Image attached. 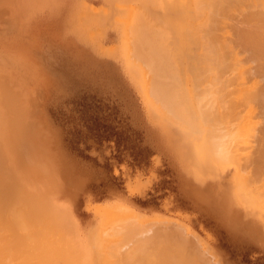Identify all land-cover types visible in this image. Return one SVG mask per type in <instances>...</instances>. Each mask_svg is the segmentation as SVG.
<instances>
[{
    "label": "rangeland",
    "instance_id": "374dc122",
    "mask_svg": "<svg viewBox=\"0 0 264 264\" xmlns=\"http://www.w3.org/2000/svg\"><path fill=\"white\" fill-rule=\"evenodd\" d=\"M135 1L0 0V123L3 125L2 132L7 134L5 139L9 137L6 139L9 141L5 142L9 150L8 160L12 159L8 161V165L13 168L7 165V169V166L2 164L7 158L3 157L4 155L2 157L5 159L1 158L0 163L6 166V172L12 169L11 172L20 173L23 180L16 174L18 178L15 179L24 181L23 186L26 185L29 192L33 190L39 194L42 202L45 199L43 204L51 206L49 211L46 207V213L43 211L45 215L50 211V214H56L57 211L63 220H67L66 226H70L68 235L72 234L70 231L73 229L72 232L75 233L72 237L76 235L75 239H78L77 242L73 241L78 246L71 244L70 248L73 247L76 253H79V259L84 254V259H81L86 262L82 261L83 264H99L96 259L100 257V253L102 256L106 255L105 258L101 257L104 260L101 259L100 263L105 264L108 252L104 250L103 254L101 249L106 245V237L108 236V240L112 237L111 240L119 244V238L122 242L128 236L124 234L121 241L122 233L119 234H122L121 237L118 235V240L117 236L116 240L113 238L112 233L106 237L103 235V238L100 235L105 225L108 229L107 223L112 224V221L105 220V215L112 208L116 210L114 212L117 218L115 214L112 215L116 220L119 211L124 213L121 214L123 217L126 211L129 210L130 214L132 212L134 217L126 215L133 221L130 219V223L126 220L128 223L120 224L125 225V228L128 224V228H132L130 233L134 231L135 234L129 237L136 235L138 241L141 238L143 241L153 239L154 242L149 240L146 244L157 243V238L162 236L163 232L171 233L172 237L176 232L181 233L186 242L183 248L186 245L188 252L197 250L196 254L200 258L202 256L205 264H264V212L261 211L260 205L257 207V201L252 195L244 189L238 193L243 187L234 185L238 182L242 186L239 175L244 174V160L241 162L242 166L240 165L243 172L239 170L238 173L240 168L237 167L240 163L236 166L231 163L234 166H230L224 164L228 163V160H223V164H220L217 160L208 161L199 157L195 147L198 145L196 135L193 140L185 137L145 95L143 82L141 83L143 78L140 80L142 76L139 70H136L137 66L132 64L134 61L129 53L130 48L124 45L120 38L123 31L128 33L124 21L126 24L125 19L130 15L129 6L131 10L133 6L137 10L142 8L140 13L159 18L157 22L163 27L162 16L173 12L168 6L172 0ZM122 2L125 4L126 13L124 10V13L118 10L120 14H117L115 5H123ZM131 15H134V12ZM149 16L146 18H150ZM115 17L119 23L114 20ZM132 18L130 17V20ZM136 19H133V22L137 23ZM120 20H124L122 24L125 30H120ZM149 20L152 18L148 19V22ZM153 20L149 23L156 22ZM140 23L142 24L143 20ZM159 24L154 26L159 28ZM146 25L143 23L145 28ZM125 34L123 39L127 43ZM124 49L132 59L131 62V59H126ZM131 64L136 67V73ZM136 74L140 78L136 77ZM187 85L189 84L184 82V86ZM15 126L18 127L16 133L12 131ZM19 138L24 141L18 142ZM252 144L254 145V142ZM247 152L240 151V155ZM236 173L237 180L234 176ZM239 197L241 200L244 198V202L240 201ZM35 205H39L38 201ZM262 210L264 211L263 208ZM52 215H49V218ZM53 217L52 223L55 220L54 224H60L63 230L66 226H62V219ZM121 217L119 221L126 219ZM102 218L104 226H100L103 225ZM114 219H111L113 223L116 221ZM99 226L102 228L98 238L104 239V246L100 249L101 244L96 247V243L90 241ZM110 226L111 231L108 230L112 232L115 227L113 224ZM122 227L119 226L120 229ZM151 233L157 235L153 238ZM168 238L171 239L170 236ZM177 238L182 240L179 236ZM71 240L68 242L71 243ZM95 240L97 241L96 237ZM181 240L180 244L183 243ZM138 241H131L130 244L129 240L120 243L119 250L124 245L126 249V243L131 247L132 244L139 243ZM143 241H140L141 244ZM146 246L150 248V244L141 247L144 249L143 254L137 251L142 254V258L149 260L146 253L151 255L150 252L155 249L149 250L148 253ZM130 247L128 246L129 249ZM76 249H81V252ZM111 249L112 247H109L108 251ZM94 250L99 251L97 258ZM129 251L132 254L133 250ZM178 251L182 252L180 249ZM115 252L114 255H109L115 257L119 251L116 255ZM90 254L94 255L91 257ZM123 256L121 260L125 258ZM132 256L131 261L134 259ZM151 257L152 255L150 259L153 258ZM78 258L76 262L79 261ZM139 258L142 259L140 256ZM160 259L162 261V257ZM130 260H124L123 264ZM153 261H156L155 258ZM25 262L26 260L22 261ZM134 262L138 263V260L135 259ZM200 262L199 264H202ZM197 263L198 260L195 264Z\"/></svg>",
    "mask_w": 264,
    "mask_h": 264
},
{
    "label": "bare ground",
    "instance_id": "6f19581e",
    "mask_svg": "<svg viewBox=\"0 0 264 264\" xmlns=\"http://www.w3.org/2000/svg\"><path fill=\"white\" fill-rule=\"evenodd\" d=\"M146 1L148 2V0ZM135 2H137V0ZM168 4L170 10H173V12L171 14L162 16L163 21L160 22L162 23L163 27L157 22L159 18L157 19L155 18V16L153 18L148 15L150 17L148 19H154L153 22L156 21L154 23H157V25L159 24V28L161 30H158L159 28H157V25L154 26L155 24L153 22V24L149 23L152 20H149L148 22V19L146 18L148 16H146L144 12L140 13V11H143V9L141 8V10L139 8V10H137L133 6V3L132 6L134 8L132 7V10L131 6H129L128 4L130 8V12L128 13H130V15L128 17V13L126 15V17L128 18L125 19L127 22V26L124 20H120L121 24L123 23L122 21H124V26L128 30V33L126 32L127 34L123 33V31V35L121 34L120 38L123 40V44L128 45L130 48L129 50V48H125L124 46L125 49L131 51L128 52L131 53L130 56L133 58L134 62H132V64L134 63V65L137 66L136 70H139L140 76H142L140 80H142L143 78V81H141V83L143 82L142 84L144 93L149 98V101H152L151 103L154 104V107L158 109L159 112H161V114L165 116L166 119H168V121H171L173 124H175L179 128L178 130H181L182 134L185 137H187L188 139H192L193 136L196 135L198 147L195 145L194 146L196 147V151L199 157L208 161L217 160V162H219L220 164H223V160H228V163L224 162V164H230V166H236L240 163L237 167L240 168L238 169V173L239 170H242L240 172H243V167H246L244 169V174L239 175L242 186L241 184H238V182H236L237 184L234 185H240V187H243L242 189L239 187L240 189L238 190V193L240 190L244 189L246 193L252 195L255 201H257V207H259L258 205H260V208L262 207L264 209V0H172ZM116 5L115 10L117 9V14L120 10H126L124 6L125 4ZM138 6L141 7V5ZM122 11L120 12L122 13ZM132 12H134V15H131ZM122 16H124V14ZM130 17H133L131 19L132 21L130 20ZM137 17L138 19H136ZM133 19L138 20L137 23L133 22ZM141 19L143 20V23H145V25L147 23L146 28L145 26H143V23H140L142 22ZM114 20L117 21L118 19L115 17ZM117 22L119 23V20ZM120 26H122L120 27L121 30V28H123V24ZM156 31L158 33H156ZM124 34L127 35V43L125 42L126 40L123 39ZM166 49L168 50V52ZM127 50H125L124 53ZM125 56L127 57V60L131 59L126 53ZM131 61L132 59L130 60V62ZM133 67L134 66L132 65V68ZM135 68L136 67H134L133 69L134 72L136 71ZM135 76L137 77L138 75L136 74ZM184 82L189 85L185 87ZM2 129L3 125L1 126L0 123V159L2 158V160H4L6 157L7 158L6 162H4L5 160H0V162L2 161L3 163H1L7 166L12 159H9L10 161L8 160L9 150L7 149L5 141H9V139L6 140L9 137L5 139L4 136H7V134L4 135ZM17 130L18 127L15 126L12 131L16 133ZM20 141L24 140H20L19 138L18 142ZM253 142L254 145L252 144ZM249 149H251L252 152L249 151ZM245 150H247L248 152ZM240 151L247 153L240 155ZM22 154L24 155L25 153L22 152ZM2 156L5 158H3ZM242 160H244L245 164L247 162L246 166ZM241 162H243L244 166H242ZM1 163L0 166H2ZM231 163L234 165H231ZM10 164L12 165V162ZM6 166L0 167V264H80L83 261L82 259H84L82 258L84 254L81 256L82 259L80 258V261V259L77 257L79 253L77 254L73 247L72 249L74 250L70 248L71 244H73L72 246L76 244L73 241H76L78 239H75L77 238L75 237L76 235L74 236V238L72 237V235H74L75 233L72 232L73 229L70 231V233L72 234L68 235L70 226L67 224V228V220H63L62 216H60V213H57L56 210V214L55 212H52V215V213L50 214V211L48 212V215H45L47 209L49 211L51 209V206L49 204H46L45 206V199L43 200V204V202L40 200L41 196L31 190L34 193H32V195L30 193L31 191L29 192V189L26 187V185H24V189L22 183L24 181H20L23 180L22 175L20 173L16 174L14 173V171L11 172V168L13 167L10 165L8 166L11 167V170L6 172ZM8 166L7 169H9ZM230 166L228 165V167ZM228 167L226 168V170H228ZM2 169H4L5 171ZM238 173L234 175L236 180ZM15 174L17 176H20V178L22 179H15L18 178ZM17 180L20 181L22 185ZM230 181L231 180H229V182ZM25 184L27 183L25 182ZM21 186L23 189L21 188ZM236 186L235 188H237ZM242 193L244 192L242 191ZM244 194H242V196ZM36 196H38V198ZM35 199H39L37 200L39 203V205H37L38 207L35 205L37 204V201ZM254 199L252 200L254 201ZM243 200L245 199L243 198ZM243 200H241L240 198V201L244 202ZM26 204L34 205V207L28 205V208L26 207V209L25 207H23L26 206ZM20 205H22V208H20ZM118 208L120 209L121 207ZM262 208L261 211L264 212ZM112 209L110 212L108 211L106 215L104 214L107 218L105 216L104 217L105 220L108 219V221H112L113 227H115L116 231L115 229H113L112 232H110V225L112 224H108L107 221L106 223L110 226H108V229H110V231L105 225L104 229L102 230L103 233L100 231V234L99 230L102 228L100 226H104L105 224L103 222L104 218H102V222H100L103 225L99 224L100 226L96 227V229L99 228L96 230L98 232L94 230L96 233L94 232V237L90 238V241H92L91 243H96V247L101 244V246H99V249L101 247L103 248V242L107 241L104 242V244L106 243L107 246L105 245L104 248L101 249V251L102 253L104 250L108 252L106 257V259L108 260L105 259V261L110 262L109 264H113L115 260L118 261V257H120V262H114V264H123L124 260L129 261L132 255V258H134L132 260L133 262L130 260V262L126 264H139L142 261L143 262L141 264H148L147 262H149L150 264H195L197 260V264H199L200 261L202 262V264L204 263V261H202V256L200 258L199 255L196 254L197 250L193 251L191 249L192 251L188 252V248L185 247L186 245L184 246V248L187 249L185 250L183 248V245L186 242L182 238V235H180L181 233L179 234L175 232L176 230L174 231L175 233L173 232L174 234L172 233L173 236L176 234L174 237L179 236V238H182V240H178L177 237L174 239V237L171 236V233L165 234V232H163L162 230V236H158L162 239L159 240V238L156 237L159 242L158 240L156 241L160 245H158L157 243L152 244L151 242L149 243L150 248L149 246H146L145 248L148 250L146 251L148 253L151 250L155 249V253L153 251L150 252L153 258L151 257L152 259H150L151 255H147V253L146 258H148L149 260L142 258L141 255L143 254L142 251L144 249L142 250L141 247L144 248L143 246L149 245L145 242H148L149 240L153 241V239L143 241L141 240L143 238H141L138 241V238L135 237L136 235H133V237H135V240H133V237H129L130 235L132 236V234H135L133 233L134 231L130 233V229L132 228H128V224H126V227L129 229L128 230L124 227L125 225H122L123 222L128 223L132 220L130 216H128L130 217L128 218L126 215H131L132 212L130 214L129 210H124L126 211V217H123L122 215H124V213H120V211L118 210L119 215L122 214V217L118 215V219L119 217H121L126 218L124 219L125 221L129 220L128 222H125L124 220L119 221L118 219H114V216L112 217V215L115 214V209ZM44 210L45 213L43 212ZM49 215H52L50 216L51 218H49ZM57 215L60 217H58ZM52 217L54 219H62L63 221L60 220L62 226H64V224L66 226L63 227V230H68H65L66 232L63 231L62 228H60V224H57V226L59 225L57 227L54 224L56 223L55 220L52 223ZM111 217L116 220L114 221L115 223H113ZM48 219H50L51 222L48 221ZM64 219L66 218L64 217ZM57 222L59 221L57 220ZM120 225L123 226L122 229L119 228ZM131 227L133 226L131 225ZM104 230L109 231V233ZM111 233L114 234V236L111 235L114 239L117 236V240L118 235L122 233V237L121 235H119V237L122 238L121 241L123 240L125 235L128 236H126L124 238V241L122 242H120L119 238V244H117V241H115L114 243L113 240H111L112 237H109L110 240H108L107 235L110 236ZM64 234L67 235L65 236ZM96 234L98 235L96 236ZM99 234L102 235V238L103 235L105 237L107 236V239H103L104 241L102 239H99ZM154 235L157 234H152L151 236H153L154 238ZM169 236L171 237V239L168 238ZM95 237L97 238V241L95 240ZM64 238L67 239V242H65ZM130 238H132V240ZM172 238L175 241H173ZM98 239L102 243H99ZM70 240L73 243L68 242ZM128 240L129 244L131 241L136 242V240L140 244L135 243V245L132 244L133 246L131 245L130 247V245L126 243L127 248L124 249L125 245L124 247L121 246L122 248H120V251V243H125ZM161 240L163 241L162 243L160 242ZM180 240L181 243L183 242L182 244L179 243ZM140 241H143V244L145 245L141 244ZM108 243L110 244L109 246ZM111 243L113 245H111ZM93 244L91 246H93ZM138 244L140 247H138ZM178 244L181 246H177ZM75 246H78V244H76ZM128 246L131 250L134 251H132V254L129 251L130 249L128 248ZM105 247H108V249L109 247H112V249L114 247L116 248L113 249L114 251L112 249L108 251V249H106ZM134 247L135 249H133ZM179 249L180 251L185 250V252H180V255L178 251ZM95 250L94 252H96V257H94L97 258L98 255H100V257L96 259L100 264L102 263L101 257L105 258L106 255L102 256L101 253L98 254V250ZM137 250L141 251L142 254ZM77 251L81 252V249L80 251L79 249ZM118 251L120 253L129 254L125 257L123 256L124 254H120ZM114 252L115 255L118 252L115 257L109 255L111 253L112 255H114ZM177 252L179 253V255H177ZM25 253L27 255H25ZM133 253H139L138 255L144 260L140 259L137 254L134 255ZM93 255L90 254L91 257ZM121 255L125 257L123 260H121ZM161 257L162 261L160 259ZM24 258L26 262L22 263V261H25ZM77 258L79 259V261L77 260L76 262ZM154 258L156 261H153ZM135 259L136 261L138 260V263L134 262ZM191 259H194L195 262ZM140 260L142 261L140 262ZM84 261L86 262V260ZM83 262L81 264H83ZM106 262L105 264H107ZM88 264L92 263L89 262Z\"/></svg>",
    "mask_w": 264,
    "mask_h": 264
}]
</instances>
